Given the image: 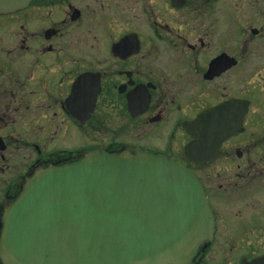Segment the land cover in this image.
I'll use <instances>...</instances> for the list:
<instances>
[{
    "label": "flooded vegetation",
    "instance_id": "flooded-vegetation-1",
    "mask_svg": "<svg viewBox=\"0 0 264 264\" xmlns=\"http://www.w3.org/2000/svg\"><path fill=\"white\" fill-rule=\"evenodd\" d=\"M236 100L222 113L235 133L189 160L184 126ZM138 150L182 161L203 185L213 238L183 264H264V0H33L0 12V237L38 169Z\"/></svg>",
    "mask_w": 264,
    "mask_h": 264
},
{
    "label": "water",
    "instance_id": "water-1",
    "mask_svg": "<svg viewBox=\"0 0 264 264\" xmlns=\"http://www.w3.org/2000/svg\"><path fill=\"white\" fill-rule=\"evenodd\" d=\"M29 1L0 0V12ZM219 109L187 127L195 163L232 134ZM213 225L203 186L181 161L97 151L29 177L4 215L0 256L7 264H183Z\"/></svg>",
    "mask_w": 264,
    "mask_h": 264
}]
</instances>
